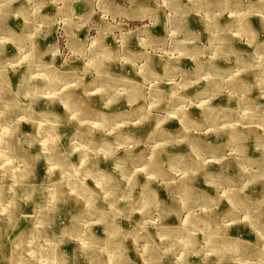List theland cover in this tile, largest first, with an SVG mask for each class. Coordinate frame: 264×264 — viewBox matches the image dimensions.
<instances>
[{"label": "rangeland", "instance_id": "obj_1", "mask_svg": "<svg viewBox=\"0 0 264 264\" xmlns=\"http://www.w3.org/2000/svg\"><path fill=\"white\" fill-rule=\"evenodd\" d=\"M0 264H264V0H0Z\"/></svg>", "mask_w": 264, "mask_h": 264}]
</instances>
